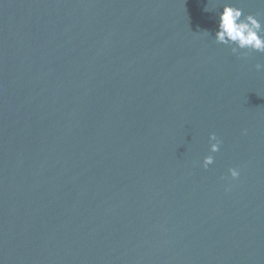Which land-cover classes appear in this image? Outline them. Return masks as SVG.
I'll return each instance as SVG.
<instances>
[{
	"label": "water",
	"instance_id": "obj_1",
	"mask_svg": "<svg viewBox=\"0 0 264 264\" xmlns=\"http://www.w3.org/2000/svg\"><path fill=\"white\" fill-rule=\"evenodd\" d=\"M0 264H264V0H0Z\"/></svg>",
	"mask_w": 264,
	"mask_h": 264
}]
</instances>
